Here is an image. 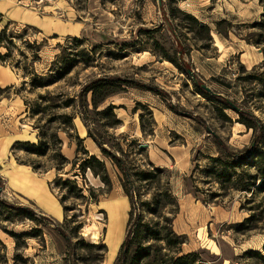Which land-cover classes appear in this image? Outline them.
<instances>
[{"label":"rangeland","instance_id":"1","mask_svg":"<svg viewBox=\"0 0 264 264\" xmlns=\"http://www.w3.org/2000/svg\"><path fill=\"white\" fill-rule=\"evenodd\" d=\"M166 1L199 81L264 124V86L258 81H238L248 75L264 77V60L244 69L236 56L224 62L227 53L223 51L219 58L216 47L223 49L216 31L223 37L234 32L232 39L243 38L264 55V31L253 24L233 27L228 21L214 22L218 15H212L211 6L219 0ZM21 9L29 11H13ZM7 10L12 12L2 14L0 37L9 24L3 46L10 50V57L5 64L23 79L11 93L19 94L25 111L8 112L0 120V140L8 138L11 143L3 148L0 144V264H118L131 204L121 186L123 173L103 148L136 170L153 165L169 172L161 184L169 182L179 200L173 229L185 237L184 254L195 252L206 264H264L247 254L264 255V191L223 189L207 175L216 166L210 158L224 156L214 135L238 153L255 146L253 130L239 122L238 113L224 110L203 94L182 69L157 0H0V11ZM29 13L45 20L46 33L26 25ZM189 16L210 32L201 30ZM9 36H14L12 44ZM212 59L225 67L209 65L215 62ZM70 60L77 65L63 80L45 88L31 85L34 76L49 78ZM194 62L212 78L202 76ZM110 77L144 86L125 84L97 109L92 93H85V108H80L85 86ZM111 105L113 112L103 113ZM262 139L264 149V132ZM32 145L46 154L28 152ZM90 157L104 165L109 187L100 177L103 166L96 161L82 166ZM234 169L241 174L244 166ZM14 172L26 180L47 181L48 195L62 216L41 211L12 193L10 187L18 188L13 180L9 186ZM143 187L144 199L155 191ZM216 193L221 196L210 199ZM3 201L30 207L35 216L9 209ZM144 215L146 220L153 219Z\"/></svg>","mask_w":264,"mask_h":264},{"label":"trees","instance_id":"2","mask_svg":"<svg viewBox=\"0 0 264 264\" xmlns=\"http://www.w3.org/2000/svg\"><path fill=\"white\" fill-rule=\"evenodd\" d=\"M263 2L264 0H260L261 4H263ZM189 17L194 21V23L199 25L201 30L210 32L209 27L200 24L194 17ZM0 20H3V15L1 13ZM8 26L9 24L1 30L0 49H7V47H4L3 44L5 38H7ZM253 28H259L264 31V14L262 15L261 21L254 23ZM261 36L262 35H260V37ZM12 38H14V36H9L8 38L10 39L9 43L11 44L13 43L11 40ZM256 43L259 44L260 42ZM8 57H10L9 49H7L4 54L0 53V62L4 64L7 63ZM76 65L75 60H70V62H66L63 67H60L58 70H54L55 73H52L49 78L34 76L31 80V85L36 88L52 86L54 83L66 78ZM244 69L246 68L244 67ZM242 80L252 81L255 83L258 81L264 86V77L262 75H248L245 78L238 79L240 82ZM125 84L134 87L144 86L138 82L126 79L124 80L117 77L96 79V81L87 84L82 91L83 94L81 95L79 103L80 108H85L84 101H82V96H84L85 93H92V101L97 109V107L104 103L106 99L111 97V95L119 93V90H121L120 87ZM103 90L104 92H102ZM150 90L157 92L158 94L164 93L156 87H150ZM200 91L208 96L212 101L222 105L224 110H232V108L221 98L214 96L211 97L202 89H200ZM100 94L101 96H99ZM261 95L264 98V91ZM113 109L114 106L111 105L106 108L103 113H112ZM238 115L240 116L239 122L242 125H246L248 130H253L256 140L255 146L245 149L244 152L234 153L230 148H228L223 140H221L217 135H214V140L223 151L224 156L221 155L215 158H210L211 162L216 166L219 164L220 168L216 169L215 166L214 168L209 169L207 175L213 176L215 180L217 179L223 189L232 187L243 193H253L255 189L257 191H264V149L261 146L263 141L262 137L264 124H262L261 121L249 111L245 110V112ZM91 137L96 143H98L94 136L91 135ZM35 148L36 146L32 145L29 149H27V151L39 156L46 154L45 151H38ZM102 151L105 155L111 158L112 161H114L123 173L121 186L123 187L126 198L131 204V209L128 214L129 222L126 230L127 234L121 244L122 246L117 258L118 264H206V262L203 261L202 258L195 252H189L188 254L183 253L185 237L179 235L175 229H173V222L179 213V200L175 197L169 182H166L164 185L161 184L163 177H165V175L169 172L159 167L156 168L153 165H151L150 169L136 170L117 155L111 154L104 148ZM230 159H232L233 162H229ZM91 161H96L98 164L103 166L104 175H100V177L105 186L109 187L111 185V179L100 160L95 157H90L83 162L84 164H82V166L87 165ZM235 166L241 168L244 166L243 172L238 174L236 169H234ZM245 167L254 168L256 171L255 174H251L248 168ZM69 182L70 181H67V183ZM143 185L152 187L151 190L155 189L154 193L146 199L143 198ZM0 186L3 188L1 183ZM220 196L221 195L218 193L212 194L210 195V199L216 200V198ZM3 204L9 209L15 208L22 211L24 214H30L31 217L35 216L34 210L30 207L15 206L6 201H3ZM145 213L153 216V219L146 220L144 215ZM239 227H243V225H240ZM67 243L70 244V240L67 239ZM247 254L256 256L260 258L261 261H264V255H261L258 252L248 251Z\"/></svg>","mask_w":264,"mask_h":264},{"label":"crops","instance_id":"3","mask_svg":"<svg viewBox=\"0 0 264 264\" xmlns=\"http://www.w3.org/2000/svg\"><path fill=\"white\" fill-rule=\"evenodd\" d=\"M211 7L212 15H218L217 18L213 20L214 22L220 23V21H228L233 27L240 25L247 27L249 24L254 25L255 22H259V17L263 14V8L259 0H219L217 5ZM25 10L27 12L29 11L28 9H24L23 11ZM13 11H19V13L23 12L22 9ZM11 12L12 10L0 11V13L3 15H9ZM31 13H29L31 20H28V22L26 20V25L38 27L40 30L45 31L46 33L47 30H45L43 27L46 25V22H44L45 20L41 17H35L34 15H31ZM10 18L11 21L21 23V20L17 18ZM28 18L29 17H27V19ZM211 29L212 35L214 36L215 28L212 27ZM233 33L229 32L228 37H223L216 31V35L223 45L222 50H220L216 45L217 51L220 53L219 58L220 56L223 57V51H225L227 56L224 62H226L229 58L236 56L239 63L248 70L260 65L264 60L263 52L243 38L232 39L230 35H233ZM217 37L216 39H218ZM212 60L215 62H212L209 65L218 64L220 65L219 67H221V69L225 67V65L222 64V62H219V60ZM194 65L195 68L198 69L201 75L206 79L212 78L211 74L206 75L203 69L201 71L199 64L194 62ZM21 80L23 79L21 78L20 74L14 71L9 64L0 62V89L2 91L0 94V120L6 119L5 117L7 114H9L8 112L14 113L19 111V114H22L25 111V109L22 108L23 101L19 94L11 93V91L15 90V88L20 85ZM4 140H0L2 148L5 146H10L11 143L9 142L8 138H4ZM8 180L9 186L11 184L10 180H13L16 182L18 187L12 189L10 187V191H12V193L14 192L15 195L22 197L25 201L34 203L40 208L41 211L51 213L56 217L62 216V211L59 205L56 204L48 195L47 181L35 180L34 178H29L26 180L25 178L16 174V172L12 173Z\"/></svg>","mask_w":264,"mask_h":264},{"label":"water","instance_id":"4","mask_svg":"<svg viewBox=\"0 0 264 264\" xmlns=\"http://www.w3.org/2000/svg\"><path fill=\"white\" fill-rule=\"evenodd\" d=\"M157 7H158V11H159V13L161 15V20H162L163 25L168 30L172 40H174V42H175V46L177 48V53L179 54V60H180V63H181V67L189 75V77L191 78L192 82L195 83L197 88L202 89L205 93H207L211 97L214 96V97L221 98L236 113L240 114L242 112H245V110H243L240 107H238L235 103H233L229 99L223 98V96L217 94L214 90H212L206 84H204V83L199 81V79L197 78L193 68H191V66L189 64V60L187 58V54H185L184 44H183L182 40H180V38L178 36V33H177L176 29H175V25H173L171 13L169 11V8H168V5H167V1L166 0H157ZM142 147H146L147 148L149 146L148 145H142L141 148ZM2 193H3V189L0 186V194H2Z\"/></svg>","mask_w":264,"mask_h":264}]
</instances>
